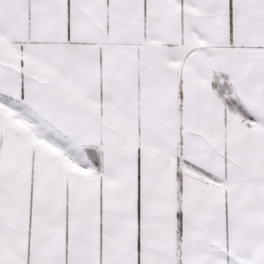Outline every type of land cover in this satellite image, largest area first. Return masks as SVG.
I'll use <instances>...</instances> for the list:
<instances>
[{"label":"snow or ice","instance_id":"obj_1","mask_svg":"<svg viewBox=\"0 0 264 264\" xmlns=\"http://www.w3.org/2000/svg\"><path fill=\"white\" fill-rule=\"evenodd\" d=\"M0 264H264V0H0Z\"/></svg>","mask_w":264,"mask_h":264}]
</instances>
